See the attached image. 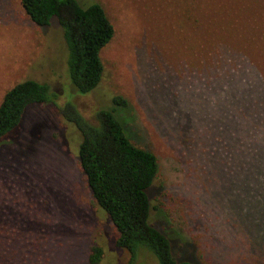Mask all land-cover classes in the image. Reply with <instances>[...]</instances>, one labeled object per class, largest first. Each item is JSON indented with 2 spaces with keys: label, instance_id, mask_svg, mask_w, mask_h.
Returning a JSON list of instances; mask_svg holds the SVG:
<instances>
[{
  "label": "rangeland",
  "instance_id": "1",
  "mask_svg": "<svg viewBox=\"0 0 264 264\" xmlns=\"http://www.w3.org/2000/svg\"><path fill=\"white\" fill-rule=\"evenodd\" d=\"M76 1L101 4L115 31L88 94L69 80L56 20L36 27L19 0H0V103L27 80L56 95L55 104L27 107L0 139V264H90L93 246L99 264L128 262L79 170L82 135L70 120L77 113L95 124L116 96L127 102L114 114L131 142L157 157L149 222L173 258L264 264V165L242 166L250 138L220 137L204 119L223 118L227 92L247 91L249 78L264 87V0ZM259 145L264 152V135ZM135 264L159 263L143 251Z\"/></svg>",
  "mask_w": 264,
  "mask_h": 264
},
{
  "label": "trees",
  "instance_id": "2",
  "mask_svg": "<svg viewBox=\"0 0 264 264\" xmlns=\"http://www.w3.org/2000/svg\"><path fill=\"white\" fill-rule=\"evenodd\" d=\"M19 2L36 27H47L52 19L56 20L66 44L71 84L80 94L93 92L103 76L100 52L115 33L102 5L93 2L83 7L76 0ZM249 84L243 93L227 92L229 110L224 113L220 107L223 118L204 119L209 126L215 124L213 132L220 137L229 131L250 138L247 152L242 155V166L257 168L264 165V152L259 145L264 135V87L250 78ZM214 87L219 89L220 84L215 83ZM55 101L56 95L45 84L27 80L13 86L0 103V139L21 124L27 107L55 104ZM112 105V109H100L96 113L95 124L77 113L70 117L82 135L78 166L92 201L112 223L117 233L116 247L128 252L126 264H135L143 251L152 254L159 264H191L179 259L177 262L168 237L149 222L152 208L147 192L157 178L158 160L153 152L131 142L115 116V108L127 107V102L116 96ZM102 256L100 247H91L89 263L99 264Z\"/></svg>",
  "mask_w": 264,
  "mask_h": 264
}]
</instances>
